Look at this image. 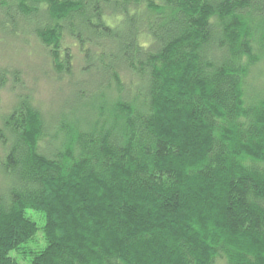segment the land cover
Returning <instances> with one entry per match:
<instances>
[{
    "label": "trees",
    "instance_id": "1",
    "mask_svg": "<svg viewBox=\"0 0 264 264\" xmlns=\"http://www.w3.org/2000/svg\"><path fill=\"white\" fill-rule=\"evenodd\" d=\"M1 15L71 90L52 131L25 98L0 121V264H264V0Z\"/></svg>",
    "mask_w": 264,
    "mask_h": 264
},
{
    "label": "rangeland",
    "instance_id": "2",
    "mask_svg": "<svg viewBox=\"0 0 264 264\" xmlns=\"http://www.w3.org/2000/svg\"><path fill=\"white\" fill-rule=\"evenodd\" d=\"M114 29L119 33L124 32L121 26ZM24 33L20 34L16 29L14 36H4V31L0 28V121L11 111L15 101L25 98L38 108L48 131H52L55 115L63 110L64 103L68 100L65 95L67 93L68 96L71 88L68 83L66 85L57 78L50 59L44 56L47 49L35 39L28 27L24 29ZM67 44L76 53L73 44ZM84 79L87 80V77ZM79 81L77 79L75 82ZM248 85V95L254 96V80L250 79ZM34 219L39 223L37 217ZM215 264L223 262L217 260Z\"/></svg>",
    "mask_w": 264,
    "mask_h": 264
}]
</instances>
